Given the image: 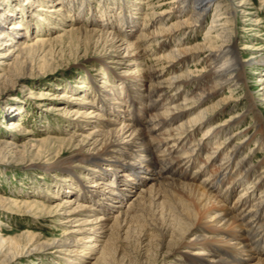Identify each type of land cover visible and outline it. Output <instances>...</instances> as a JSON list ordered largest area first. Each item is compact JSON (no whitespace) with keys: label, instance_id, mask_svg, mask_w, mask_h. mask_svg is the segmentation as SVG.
<instances>
[{"label":"bare ground","instance_id":"bare-ground-1","mask_svg":"<svg viewBox=\"0 0 264 264\" xmlns=\"http://www.w3.org/2000/svg\"><path fill=\"white\" fill-rule=\"evenodd\" d=\"M112 1L118 4L112 10L116 27L109 22L102 2L99 20L86 24L77 19V24L79 21L91 30L62 23L66 29L61 24L56 28L61 31L59 38L74 41L78 48L83 43L84 52H104L98 61L106 74L118 68V81L115 79L110 89L90 81L94 100L73 99L77 102L66 117L79 127L73 126L71 135L64 132L68 138L48 136L43 142L52 151L69 152L65 158L37 168L54 176L60 173L58 182L66 181L71 188L73 181L70 183L66 176L76 177L74 183L82 191L76 196L79 204L66 198L58 205L60 214H53L51 206L37 201L31 193L18 195V204L28 210L26 214L37 210L41 219L55 217L63 230L52 240L28 231L15 238L0 237V264L19 258L32 262L50 254L63 264H88L99 249L97 262L104 260L105 264H264V161H245L253 149L264 153V122L249 93L245 94V109L235 111L240 91L247 88V69L260 74L257 100L264 102V53H252L244 60L240 50L248 47L239 49L234 42L236 13L246 17L247 24L256 13L243 0H147L148 4L135 0L128 5L125 0ZM5 2L8 0H0V82L29 76L34 71V56L48 46L53 49L52 42L43 39L27 43L37 34L35 28L45 27L41 22L49 26L51 20L61 21L67 5L68 9L83 11L89 4L83 0H25V6L34 4L25 7L24 15L18 18L19 9L13 10ZM228 3L236 8L231 10ZM137 4H146V17L164 28L151 32L152 24L141 27L129 22L124 15L132 13ZM211 11L206 38L200 44H188L190 39L185 35L200 31ZM165 16L175 18V23L165 27ZM8 20L15 23L7 27ZM115 29L123 38L112 31ZM139 43L147 50L155 47L163 53L154 58L158 71L146 67L150 75L147 81L145 70L136 69L144 58ZM9 62H15L18 73L4 71L2 66ZM188 63L192 67H187ZM89 68L102 74L100 69ZM177 69L179 73H173ZM224 90L228 92L225 97L221 96ZM73 91H65V98L69 100ZM129 106L134 107L131 113ZM10 111L18 112L12 106ZM225 113L229 116L222 120ZM246 119L248 129L236 130ZM19 128L18 122L12 124V130ZM242 131H246L244 137L239 135ZM15 139L2 134L0 161L7 154L19 160L29 153L26 144L21 147ZM246 146L251 149L240 159ZM80 169L89 177V184L76 176ZM64 188L70 194L68 187ZM45 193L44 198H55ZM18 204L0 197V208H19ZM81 211L86 218L77 219ZM0 217L7 219L1 213ZM70 224L71 229L67 227ZM6 227L0 222V228Z\"/></svg>","mask_w":264,"mask_h":264},{"label":"rangeland","instance_id":"rangeland-1","mask_svg":"<svg viewBox=\"0 0 264 264\" xmlns=\"http://www.w3.org/2000/svg\"><path fill=\"white\" fill-rule=\"evenodd\" d=\"M125 1L126 5H128L129 3H135V0H129V2L127 0ZM145 1L146 3L148 2L147 0H137V3ZM165 1L169 2L171 0ZM243 1L251 9H253V11L256 13V16L251 20V24H247V22H245L247 18L241 16L239 13H236V18L238 21L234 34V42L235 45L239 47V49L248 47V50L246 51L240 50L243 59L248 60L252 53H264V0ZM24 2L25 0H8V2H5V4L12 6L13 10L18 8L19 10H17L16 13L19 18L21 14L22 16L24 15L23 13L25 11V7L31 8L33 6L32 4H34L31 3L29 4V6H25L24 4H26V2ZM83 2L89 3L88 7L85 10L78 11L76 8L68 9L67 5V7L64 8L66 16L63 15L61 21L55 22L54 20H51L49 21V26L44 24V22H41V24H43L45 27L35 28V32L37 34L33 35L27 43L33 44L36 40L43 39L45 40V42H52L53 49L50 50V47L48 46L43 50L42 54L40 52V55L37 54L34 56V58L31 60L33 64V67H31V69L32 71L34 70L32 74L25 77H18L16 79L15 77H13L11 79H6L5 82H0V137L2 136V134H5V136H12L13 138H16L15 142L18 145L23 147L26 144L27 148L29 149V153H26L25 157L22 159L12 160V154H7L6 159L0 161V197L14 200L18 204L19 202H21L18 198V195L25 196L28 193H31L32 195H34V198L37 201L51 206L54 211L53 214H60L58 205L62 204L63 200L66 198H73L75 200V205H77V203L79 204L76 196H80V192L82 191H79V187L74 183L76 182V177L73 176L72 178L70 175L66 176L70 183L71 181H73L74 187L71 188L70 186H67L68 182L66 181H63L64 183H61L60 181L58 182V180H60V173H56L54 176L52 173L45 172L37 168L39 164H48L60 158H65L69 152L64 149L52 151L50 150L51 147H48L49 145L44 143H46V139L48 136L56 139L68 138V136H64V132H70L69 134L71 135V133L73 132L71 128L75 125L76 127H79V123L77 124V122L75 121L70 123L67 117L71 115L69 113V109L75 107L74 102H77V100L73 99L79 98L81 100H86L87 98V101L94 100L95 97L93 95L95 94V89L92 87L90 81L97 82V84L99 85L103 84L105 85L106 89H110L112 87V82L115 81V79H117L118 77V68L114 70L115 72L110 71L107 74L106 72H104V69L101 68V63L99 62L100 60L98 61V59L104 52H99L96 54L90 51L84 52L83 43H81L78 48L77 44L74 41H71L68 38L58 37L61 34V31L56 30V28L57 26H60L61 23L67 25L70 24L71 26H73V28H79L84 24H79V21L77 24L78 18L84 20L83 23L86 24L94 19L99 20L101 15L103 14L99 9L102 2L105 3L103 9L107 8L109 14V22L113 26H117L118 21L116 20V14L112 12V10H115L118 6V4H115L116 1L83 0ZM119 2L120 1H118V3ZM150 3L153 4L154 1ZM228 5L230 6L229 3ZM231 5V10L232 7L234 10L236 8L235 5L232 3ZM146 7V4H137L136 7H131L133 9L132 13H127L124 16H128L127 20H129V22H133V24H139L141 27H143V24L151 25L155 20L150 21V18L146 17ZM54 8L56 9L57 7L53 6V9ZM166 8L167 6H165V10ZM162 9L164 10V7ZM157 12H161V9L157 10ZM212 13L213 12L211 11L204 17L203 26L200 31L189 33L188 36L185 35V38L190 39V42H188V44H200L206 38L205 30L210 25ZM166 16L168 17L173 15L168 14ZM166 16L164 17L162 22L165 24V27L175 23V18L167 19ZM8 21L9 22L7 23V27L15 23L14 21ZM62 24L61 28L66 29L67 27L65 28L64 26H62ZM84 26L87 27V30L92 29L87 25ZM162 26L163 24L160 25V23L152 24L150 26L151 32L153 28L157 29ZM243 26L245 27L244 29ZM112 31L123 38L122 35L116 32V29ZM132 40L134 41L135 38L131 39L130 42H132ZM126 41H128V37L126 38ZM138 45L140 47V52L142 53L144 58L142 61V65L138 66L136 69L147 70V68L151 67L158 71L159 67L158 65H154V58H158L160 55H163V53L159 52L160 50L158 51V49H155V47H152L151 50H147L146 46H142V43H139ZM171 46H173L172 43ZM171 49L172 47L168 48L167 51L166 49L163 50L169 52ZM105 54L108 53L105 51ZM187 62H191V60H187ZM14 64L15 62H9L8 65L2 66V68H4L5 72L11 70V72L13 73H18L19 69H17V65ZM192 65V63H188L186 66L190 68V66L192 67ZM89 66L95 68L97 72L98 69H100L102 74L97 75V73L93 72L91 68H89ZM110 67L114 68V66ZM146 70L144 71L145 73L143 75L144 80L146 79L145 81L150 78V75L146 73ZM173 73L178 74L179 69L173 71ZM259 75L260 74H256L255 72L253 73V71H251L250 69L245 70V76L247 78V88L245 87L246 89L240 91L239 96H241V98L237 103V108L235 109V111L241 112L245 109V107L248 105V101L246 100V93H249L255 98V110L261 115V118L264 122V102H260L259 100H257V98H260L259 95L261 94L260 88L258 87L259 83L257 82V80L259 79ZM103 77L105 78L103 79ZM116 81H118V79ZM71 89H73L74 91L72 93H69V96H71L69 100H72L69 101L65 98L64 94H66L65 91H70ZM227 93L228 92L224 90L221 96L225 97ZM4 106L5 108L3 109L2 107ZM9 106L14 107V109H17L18 112L14 114L10 111L9 113ZM59 107H62V109L58 110ZM63 108H66L65 111L63 110ZM133 108V106H129V109L127 111L131 113L133 112ZM87 112L89 111L87 110ZM227 116L229 115L225 113L222 117V120H225ZM15 122H18V124L21 125V128L12 130V124ZM210 123L213 124L214 122L211 121ZM247 125H249V119L243 121L235 129L238 131H241V129L247 130ZM77 134L80 133H76V135ZM245 134L246 131H242V133L239 135L240 137H244L243 135ZM28 137L30 138L29 142L27 141ZM198 138H200V136H197V139ZM35 141L40 142L37 143V145L32 146L36 144ZM234 143L235 142H233V144ZM250 146H252V144H250ZM250 146L242 148L240 159L248 153V151L251 149ZM253 150L252 153H248L251 156L245 161H249L250 163L255 164H257L259 161H264V153L259 150ZM262 167H264V165H262L261 168ZM76 173L77 177L82 178L81 181H83V184H89V180L86 179L89 177H86L87 175H85L84 171L80 169L77 170ZM56 183L59 185H57ZM75 186L77 187L75 188ZM64 187H68L67 191H69L68 193L70 194H66L64 192ZM46 191H48L51 196H55V198L52 199L50 196L44 198L46 195ZM19 204L17 205L19 206V208H13L10 206H7V208H0V213L7 216V219L0 217V222H3L7 226L3 229L0 228V237L4 236L7 238H15L25 231L34 233L35 235L40 236V238H42L43 240H52L54 237H59L63 229L62 227H59L57 222H55V217L41 219L39 217L40 215L36 214L37 210H31L29 214H26L28 210L24 206L20 207ZM97 211L95 212V214H100ZM83 216L84 212L81 211L76 218H86L85 216ZM71 225L73 226V224H70L67 227L71 229ZM99 236L101 237L102 234H100ZM111 243L113 244V242ZM98 246L99 244L97 245V247ZM107 247L109 248V246ZM101 251L102 249H99V252L97 253L98 256L101 255ZM103 251L106 252L107 249H104ZM104 256H106L108 260H110L108 254H105ZM97 257L95 256L93 259H89L88 264H105L104 260L103 263L97 262ZM11 264H63V262L58 258L52 257V254H50L46 255L42 259H35L32 262H28L27 259L19 258L15 262H11ZM106 264H108V261L106 262Z\"/></svg>","mask_w":264,"mask_h":264}]
</instances>
